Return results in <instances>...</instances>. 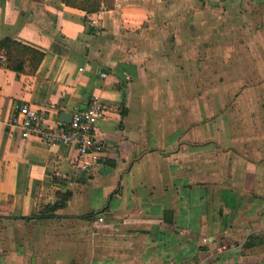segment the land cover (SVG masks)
<instances>
[{
	"label": "crops",
	"instance_id": "crops-1",
	"mask_svg": "<svg viewBox=\"0 0 264 264\" xmlns=\"http://www.w3.org/2000/svg\"><path fill=\"white\" fill-rule=\"evenodd\" d=\"M102 9L0 0V40L45 53L0 64V264H264V0ZM94 97L98 159L14 122L19 101L54 124Z\"/></svg>",
	"mask_w": 264,
	"mask_h": 264
},
{
	"label": "built area",
	"instance_id": "built-area-1",
	"mask_svg": "<svg viewBox=\"0 0 264 264\" xmlns=\"http://www.w3.org/2000/svg\"><path fill=\"white\" fill-rule=\"evenodd\" d=\"M103 12L104 10L100 9L89 13L93 25H99ZM0 56L5 57V52H1ZM14 107L16 111L14 122L20 127L23 138L38 136L48 145L71 143L81 156L89 154L96 159L105 150L104 142L96 133L97 121L106 112V106L99 97L91 100L88 109L76 110L70 121L57 120L54 124L46 123L40 110L30 102L19 101ZM90 166L89 161H84L81 169Z\"/></svg>",
	"mask_w": 264,
	"mask_h": 264
},
{
	"label": "trees",
	"instance_id": "trees-1",
	"mask_svg": "<svg viewBox=\"0 0 264 264\" xmlns=\"http://www.w3.org/2000/svg\"><path fill=\"white\" fill-rule=\"evenodd\" d=\"M64 2L94 12L102 9L104 6H111L113 0H64ZM2 49H6V53L5 57L0 59V64L25 72L36 71L45 55L43 51L11 37H4L0 40V50ZM70 195V191L59 192L57 201L47 204L42 209V213L48 215L54 214L58 208L66 205Z\"/></svg>",
	"mask_w": 264,
	"mask_h": 264
},
{
	"label": "rangeland",
	"instance_id": "rangeland-1",
	"mask_svg": "<svg viewBox=\"0 0 264 264\" xmlns=\"http://www.w3.org/2000/svg\"><path fill=\"white\" fill-rule=\"evenodd\" d=\"M14 229V228H13ZM1 228H0V237L2 236V233H1ZM15 232H16V235L18 234V230L16 229V230H14ZM12 232H13V230H12Z\"/></svg>",
	"mask_w": 264,
	"mask_h": 264
},
{
	"label": "water",
	"instance_id": "water-1",
	"mask_svg": "<svg viewBox=\"0 0 264 264\" xmlns=\"http://www.w3.org/2000/svg\"><path fill=\"white\" fill-rule=\"evenodd\" d=\"M72 116H73V114H72ZM71 119H72V117H71ZM71 119H70V120H71Z\"/></svg>",
	"mask_w": 264,
	"mask_h": 264
}]
</instances>
